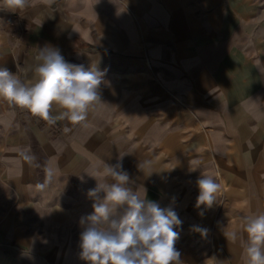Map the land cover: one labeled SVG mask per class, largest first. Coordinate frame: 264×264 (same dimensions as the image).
<instances>
[{"label": "crops", "instance_id": "0c3cea01", "mask_svg": "<svg viewBox=\"0 0 264 264\" xmlns=\"http://www.w3.org/2000/svg\"><path fill=\"white\" fill-rule=\"evenodd\" d=\"M262 2L29 0L17 11L33 47L1 53L0 66L51 45L75 65L147 60L161 84L154 100L128 97L103 61L101 102L86 122L21 132L0 115V264H85L79 221L97 183L88 174L120 157L134 190L177 212L184 264H246L242 219L264 213ZM201 175L221 185L211 209L195 206Z\"/></svg>", "mask_w": 264, "mask_h": 264}, {"label": "clouds", "instance_id": "9594fccd", "mask_svg": "<svg viewBox=\"0 0 264 264\" xmlns=\"http://www.w3.org/2000/svg\"><path fill=\"white\" fill-rule=\"evenodd\" d=\"M28 6L29 0H0V10L17 12ZM34 59L30 79H22L0 66V98L48 125L63 120L72 124L86 122L101 102L103 73L95 66L85 69L67 62L51 45L37 48ZM138 168L143 171L141 163ZM88 175L97 183L87 192L93 211L79 221V257L85 264H184L175 247L180 237L176 229L182 225L177 212L171 205L161 207L148 199L144 188L143 195L134 190L123 170L122 157L116 164L105 163ZM196 185V208L211 209L220 183L211 175H201ZM199 214L203 215V210ZM242 224L247 234L243 249L246 264H264V213L243 217ZM193 228L202 236L208 231L200 226ZM232 238L235 240L237 234L233 233Z\"/></svg>", "mask_w": 264, "mask_h": 264}, {"label": "rangeland", "instance_id": "374dc122", "mask_svg": "<svg viewBox=\"0 0 264 264\" xmlns=\"http://www.w3.org/2000/svg\"><path fill=\"white\" fill-rule=\"evenodd\" d=\"M262 10H264V2H262ZM23 21L22 14L19 12L0 10V54L4 52L15 54L17 51L28 54L31 51L33 46L29 43L28 30ZM90 51L97 53L99 50L91 47ZM63 57L67 62L71 63L69 56ZM88 57L90 61H82L80 65H83L85 69L88 66H95L102 73L104 71L103 61L110 62V80L114 89L126 91L128 97L134 96L142 100H154V83L159 84L160 81L156 83L154 66L149 61L145 60L142 65H139L134 63V61L128 60L129 58H123L120 63L118 56ZM34 58L35 56H12L10 64H2L1 66L7 67L22 79H30L33 76V69L36 65ZM262 58L264 59V56ZM123 62H126V64L123 65ZM107 69L105 68V70ZM174 99L177 100V98ZM0 115L12 118V131L26 132L31 127H36L47 129L53 134L62 132V128L58 123L48 125L45 121L33 116L24 109L13 106L3 98H0Z\"/></svg>", "mask_w": 264, "mask_h": 264}]
</instances>
